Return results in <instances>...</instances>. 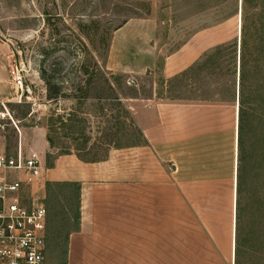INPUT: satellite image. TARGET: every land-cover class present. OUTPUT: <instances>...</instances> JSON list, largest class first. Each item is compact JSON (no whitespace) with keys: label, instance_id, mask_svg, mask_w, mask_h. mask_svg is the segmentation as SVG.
Masks as SVG:
<instances>
[{"label":"rangeland","instance_id":"1","mask_svg":"<svg viewBox=\"0 0 264 264\" xmlns=\"http://www.w3.org/2000/svg\"><path fill=\"white\" fill-rule=\"evenodd\" d=\"M134 22L148 38L154 33L149 43L143 41L139 62L134 55L125 59V52L136 49L130 42ZM126 23L131 27L122 34ZM242 24L248 64L239 162V121L233 110L238 107L239 115ZM193 36H205L207 43L189 46L183 62L170 61ZM98 67L112 79L118 77L115 88L134 122L131 100L154 95L232 112L229 124L224 112L217 117V136L207 141L208 153L214 152L219 164L207 175L220 180L213 187L192 186L186 192L196 212L212 219L218 240L223 245L234 241V264H264V0H0V110L5 112L0 116V152L15 155L22 147L27 155L32 146L39 148L44 138L50 139L51 155L44 165L49 167L60 154L100 160L114 145L108 141L116 140L121 147L133 143L130 134L115 133L116 120L123 122L124 113L116 101L104 99L105 86L81 83L87 76L83 73ZM16 69L30 93L16 86ZM44 74L59 92L55 99L48 98ZM69 115L73 120H67ZM239 165L244 204L236 232ZM43 171L42 166L35 190L48 211L45 264H67L66 239L78 225L79 191L60 182L48 188L54 181H45Z\"/></svg>","mask_w":264,"mask_h":264},{"label":"crops","instance_id":"2","mask_svg":"<svg viewBox=\"0 0 264 264\" xmlns=\"http://www.w3.org/2000/svg\"><path fill=\"white\" fill-rule=\"evenodd\" d=\"M152 5L153 14L154 1ZM133 24L130 42L136 49L125 52V59L134 55L139 62L143 41L149 43L154 33L148 38L139 22ZM129 25L120 33H127ZM206 38L193 36L170 61L183 62L189 46L206 44ZM131 103L144 144L112 147L105 158L95 161H84L76 153L62 154L49 167H44L50 151L47 139L30 149L43 166L45 181L80 185V220L69 236L67 264H234V241L223 245L218 240L212 219L196 212L186 192L192 186L213 187L220 180L207 175L219 165L214 152L208 153L207 141L217 136L215 122L221 113L229 124L232 112L215 104L163 100L156 95ZM233 113L238 122V107ZM237 138L236 134V148Z\"/></svg>","mask_w":264,"mask_h":264},{"label":"built area","instance_id":"3","mask_svg":"<svg viewBox=\"0 0 264 264\" xmlns=\"http://www.w3.org/2000/svg\"><path fill=\"white\" fill-rule=\"evenodd\" d=\"M12 74L16 86L30 93L19 70ZM41 176L36 153L25 155L22 147L15 155L0 152V264H45L48 211L34 189Z\"/></svg>","mask_w":264,"mask_h":264},{"label":"trees","instance_id":"4","mask_svg":"<svg viewBox=\"0 0 264 264\" xmlns=\"http://www.w3.org/2000/svg\"><path fill=\"white\" fill-rule=\"evenodd\" d=\"M244 16H245V10H244ZM246 27L244 24H242V29H241V44H240V51H241V62H240V79H241V92H240V106H239V115H238V121H239V137H238V150H239V162H240V155H242L243 152V127L245 124V115H246V99H245V77H246V72H247V64H248V56H247V52H246ZM238 44V42H237ZM84 76L81 80V83L87 86H101L104 85L105 89L103 88V92L107 93L108 96H105L104 99H111L112 101H116L118 103V106L123 110L124 113V119L123 122L116 120V134L117 136L120 135V132H123L125 134H130V138L133 137L134 140L133 143L128 144L127 146H137V145H141L146 143L145 139H144V135L142 133V131L140 130V128L137 126V124L133 121V118L131 116V112L129 111V109L122 103V101L120 100V96L117 93V90L115 88V84L117 85V79L118 77L113 78V76H108L106 72H104L102 69H100L98 67V71H94V72H87V73H83ZM43 78L46 82L47 85V92H48V98L49 99H55L58 95V90H55V87H53V81L52 79L44 74ZM110 94L112 96H110ZM71 117L73 118V115H69L67 120H73L71 119ZM116 119V118H115ZM124 134V135H125ZM128 138V137H126ZM48 141L51 144V140L48 139ZM108 144H114L112 147H121V145H117V141L116 140H112V141H108ZM51 154H47L48 159L50 158ZM61 155V154H60ZM78 157L84 161H95V160H89L84 158L81 154H77ZM242 168H240V165L238 166V181H237V190H236V212H237V230L239 231V222L242 218V212H243V196H244V192H243V174L241 171ZM59 182H53V183H47L48 188L51 186V184H58ZM62 184V183H60ZM67 184H72L75 185L76 188H78L79 191V197H78V205L80 204V185L77 183H67ZM78 224H79V220H80V212H78ZM78 228V225L75 229ZM71 231L67 234V248H66V256H68V241H69V236H70ZM237 237H238V233H237ZM236 244H238V239L236 238ZM238 251V249L236 250V252Z\"/></svg>","mask_w":264,"mask_h":264},{"label":"water","instance_id":"5","mask_svg":"<svg viewBox=\"0 0 264 264\" xmlns=\"http://www.w3.org/2000/svg\"><path fill=\"white\" fill-rule=\"evenodd\" d=\"M236 187V186H235ZM236 202V201H235ZM235 206H236V204H235ZM236 213V212H235Z\"/></svg>","mask_w":264,"mask_h":264},{"label":"bare ground","instance_id":"6","mask_svg":"<svg viewBox=\"0 0 264 264\" xmlns=\"http://www.w3.org/2000/svg\"><path fill=\"white\" fill-rule=\"evenodd\" d=\"M234 220V219H233ZM233 233V232H232Z\"/></svg>","mask_w":264,"mask_h":264}]
</instances>
